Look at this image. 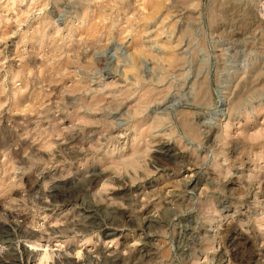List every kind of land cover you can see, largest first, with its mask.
I'll return each instance as SVG.
<instances>
[{
    "label": "rangeland",
    "instance_id": "1",
    "mask_svg": "<svg viewBox=\"0 0 264 264\" xmlns=\"http://www.w3.org/2000/svg\"><path fill=\"white\" fill-rule=\"evenodd\" d=\"M0 226V264H264V0H0Z\"/></svg>",
    "mask_w": 264,
    "mask_h": 264
},
{
    "label": "bare ground",
    "instance_id": "2",
    "mask_svg": "<svg viewBox=\"0 0 264 264\" xmlns=\"http://www.w3.org/2000/svg\"><path fill=\"white\" fill-rule=\"evenodd\" d=\"M173 2H174V0H173ZM169 150V149H168ZM167 150V151H168ZM156 152H158V151H156ZM161 153V152H160ZM101 177H102V174H100V175H96V176H93L92 177V180H91V182L92 183H96L97 181H99L100 179H101ZM189 177V179H188V183H191L192 181H194L193 180V178L195 177L194 175H191V176H188ZM81 190V189H80ZM46 193V194H45ZM44 194H45V199H47L48 200V198H54L55 200H61V198H63V197H60V195H62V194H59V193H55V192H50V190H49V193L48 192H45ZM62 193V192H61ZM72 193V192H71ZM75 193H77V192H75ZM64 195V194H63ZM67 196H68V194H67ZM66 195L64 196V198H66L67 197ZM70 197H72V196H68V198H70ZM43 200H44V198H43ZM45 203V202H44ZM88 203V202H87ZM91 203H93V202H91ZM99 203V202H98ZM67 205V204H66ZM102 205V204H101ZM87 206V205H86ZM104 206V205H103ZM78 207V206H77ZM114 207V206H113ZM89 208H91V209H89V210H87L86 211V213L88 214V216H87V219H85V220H87L86 221V223H84V224H80V226H81V228H82V230L84 231V232H86L87 230L88 231H92V230H95V231H98V232H100L105 238H111V237H114V236H116L117 235V233H118V229L115 227L116 226V224H115V219H116V217L115 216H112L111 218H105V219H103L102 217H101V215H100V211H101V206L99 205V206H92L91 205V207H89ZM109 208V207H108ZM115 208H117V207H115ZM105 209H106V207H105ZM108 210V209H107ZM117 210V209H116ZM119 210V209H118ZM103 211H104V209H103ZM122 211V210H121ZM121 211H119V212H121ZM85 212V211H84ZM116 212V211H115ZM101 213H103V212H101ZM111 213V212H110ZM118 214H120V213H118ZM112 215V214H111ZM148 215V214H147ZM121 216L122 217H124L126 220H127V222H129V223H131V224H133L134 223V221H135V219L133 220V217L131 218L130 216H129V214L127 215V214H122L121 213ZM152 216V215H151ZM155 217V216H154ZM135 218V217H134ZM146 221H147V223H151V222H157V220H155L154 218H150V216L149 217H147L146 218ZM119 222V221H118ZM120 225V224H119ZM1 227V226H0ZM4 228L5 227H1L0 229L1 230H4ZM81 228L80 229H78V230H81ZM66 230H68V229H66ZM143 230V229H142ZM69 231V230H68ZM145 231V230H144ZM4 232H5V230H4ZM3 232V233H4ZM57 233H59V232H57V231H55L54 230V232H52L51 233V235H49V238H52V237H54ZM71 233V232H70ZM1 234H2V232H1ZM74 234V233H73ZM86 235V234H85ZM74 236V235H73ZM28 237H29V240H28V243H29V245L31 246V247H26V251L28 252V258H29V261H28V263L29 262H31L32 260L35 262V264H49L50 263V261L51 260H55L56 261V263H58V264H83V261H80V259H79V261H77V260H75V259H71L70 258V256H69V254L68 253H58L57 255H56V257H55V254H54V252L52 251H49L48 250V247H50V245L46 242L45 243V241L44 242H42V237L43 236H41V235H38L37 233H35V232H33V233H31L30 235H28ZM128 237H129V235H128ZM233 238V237H232ZM232 243H233V246L234 247H237L239 244L241 245V242H240V239H233L232 240ZM231 243V244H232ZM144 245V244H143ZM22 246V245H21ZM232 246V247H233ZM37 247H42V248H45V250H43V251H41L39 254L37 253V251L35 250V248H37ZM142 248V247H141ZM105 251V250H104ZM107 252V251H106ZM110 252V251H109ZM141 252V251H140ZM144 254V253H143ZM98 255H105V254H103L102 252H99L98 253ZM121 256V255H120ZM143 256V255H142ZM80 257V252H78V255H77V257L76 258H79ZM87 257L88 258H91V256H88L87 255ZM240 257V256H239ZM243 257V256H242ZM120 258V257H119ZM141 259H142V257H141ZM240 259V258H239ZM83 260V259H82ZM118 260V259H117ZM15 261V260H14ZM241 261V260H240ZM243 261V260H242ZM122 262V261H121ZM245 262V261H244ZM244 262H241V263H244ZM53 263V262H52ZM140 263V262H139ZM13 264H21V262H13Z\"/></svg>",
    "mask_w": 264,
    "mask_h": 264
}]
</instances>
